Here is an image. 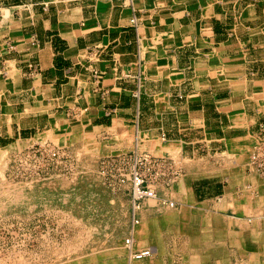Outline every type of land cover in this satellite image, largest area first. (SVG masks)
<instances>
[{
  "label": "crops",
  "instance_id": "obj_1",
  "mask_svg": "<svg viewBox=\"0 0 264 264\" xmlns=\"http://www.w3.org/2000/svg\"><path fill=\"white\" fill-rule=\"evenodd\" d=\"M43 134L178 149L168 230L118 203L134 264H264V0H0V150Z\"/></svg>",
  "mask_w": 264,
  "mask_h": 264
},
{
  "label": "rangeland",
  "instance_id": "obj_2",
  "mask_svg": "<svg viewBox=\"0 0 264 264\" xmlns=\"http://www.w3.org/2000/svg\"><path fill=\"white\" fill-rule=\"evenodd\" d=\"M130 136L127 141L130 146L115 151L113 145L126 141L118 136L111 138L110 134L101 135L98 141L87 137L71 139L60 134L51 138L43 134L1 149L0 264H134L138 261L132 256L134 239L122 228L123 219L128 217L119 212L121 201L128 194L132 197L129 174L132 162L128 160L133 152L150 154L156 162L160 159L167 163L164 168L169 181L156 180L153 187L157 189V197L144 200L137 210H142L146 203L163 209L168 220L160 221L162 230L174 218L172 213L184 205L181 194L185 190L177 186L183 177L177 148H168V155L143 148L136 150L135 138L133 134ZM251 158L248 166L264 177ZM121 159L127 161L122 164L126 181L119 176ZM187 185L191 188V181ZM142 226V220L133 219L135 234Z\"/></svg>",
  "mask_w": 264,
  "mask_h": 264
},
{
  "label": "built area",
  "instance_id": "obj_3",
  "mask_svg": "<svg viewBox=\"0 0 264 264\" xmlns=\"http://www.w3.org/2000/svg\"><path fill=\"white\" fill-rule=\"evenodd\" d=\"M135 21V18L133 19ZM52 155H56L53 153ZM252 164L260 171L264 173V143L257 146L252 153ZM126 159L120 160L119 167V176H121L122 181H126L127 174H124L122 164ZM132 162V167L130 169V178L132 182V200H133V211H134V221L138 222L139 218L136 217V212L140 209L144 203V200L148 198H156L157 197V189L153 187L156 180H167V170L166 161L160 160L159 163L156 162V159L150 154L144 156L142 154L137 153V151L133 152V155L128 160ZM127 162V161H125ZM156 166H159L158 168ZM152 170V172H151ZM166 203V201H163ZM130 239H127L129 243ZM152 255L151 249H143L140 251H132V256L135 259H142Z\"/></svg>",
  "mask_w": 264,
  "mask_h": 264
},
{
  "label": "bare ground",
  "instance_id": "obj_4",
  "mask_svg": "<svg viewBox=\"0 0 264 264\" xmlns=\"http://www.w3.org/2000/svg\"><path fill=\"white\" fill-rule=\"evenodd\" d=\"M8 149V148H7ZM4 155V154H3ZM0 158H2V154H0ZM5 162V161H4ZM2 172V171H1ZM5 185V184H4ZM14 185V184H13ZM12 185V186H13ZM6 189V188H5ZM19 192V191H18ZM1 194V193H0ZM16 197V196H15ZM7 202V201H6ZM133 222V221H132ZM130 254V253H129Z\"/></svg>",
  "mask_w": 264,
  "mask_h": 264
}]
</instances>
